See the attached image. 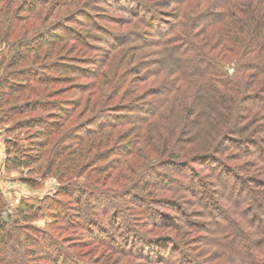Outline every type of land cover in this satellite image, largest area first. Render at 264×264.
Wrapping results in <instances>:
<instances>
[{"label": "rangeland", "instance_id": "374dc122", "mask_svg": "<svg viewBox=\"0 0 264 264\" xmlns=\"http://www.w3.org/2000/svg\"><path fill=\"white\" fill-rule=\"evenodd\" d=\"M28 1L0 0V198H3V202L9 203L14 213L18 212V207L22 202L30 203L33 207H38V216L35 219L33 218L36 215L35 213L25 210L23 217H28L25 218L28 222L21 226L20 220L23 217H19V224H17V229L27 233L26 238L29 243L39 246L44 245L54 250H57V247L53 244L62 248L64 246L65 249H68L71 247V243H73L77 248L75 249L76 251L73 250L70 253L80 255L81 258L77 260L78 264H100V261L105 256H107L105 264H150L151 254L147 252L150 250L154 251L152 248L146 249L141 247L135 251L130 248L127 251L116 249L114 252L106 248L104 242L101 241V233H107L108 228L100 225L96 217L101 214L107 215V213L104 211L101 201L96 198V194L91 193L89 195L94 197L93 200L89 196L92 200V215L85 219L87 201H85L83 193L87 192V188L84 185L88 183V178L95 174L101 176L104 180V185L100 188V191L105 195L110 193H129V191H124V189L130 190L131 185H135V183H140L141 185L142 182L146 183L143 180V171H141L144 166L142 164L141 152H143V156H146V154H149L148 151H151L149 158L156 157L158 165H168L169 161L158 159L159 156L155 149L148 150V148L144 147L142 141L136 140L133 136L129 137L128 131L130 127L127 126L113 133L116 139H118L117 142L113 141L107 146H104L105 144L100 145L99 141L101 139L98 135H95L89 138V143L87 142L81 148L80 143L84 141L81 139V135L69 134L76 126L79 124L87 125L93 118L91 114L79 118V113L83 110L81 107L73 120L70 121L71 123L66 125L60 134L51 137L54 144L52 147H47V149L53 150L54 153L58 151L59 155H57V158L53 161L48 154L42 159L38 167L27 168L28 174H21L16 171L19 168L15 169L7 161L12 158L24 160V153L32 152L35 154L37 151L40 152L41 141L45 138L41 136L39 129L27 131V129L21 128V126H16V118V121H14L12 120L14 118L10 116L12 114L11 111L14 112L11 109V105L2 107V92L5 86L1 85H3L6 77L8 79L11 73L21 77H30L27 90L19 89L18 87L17 89L22 94H20L19 98L18 95L13 96L14 100L18 98L17 104L28 103L29 110H32L30 106L34 102L44 109H49L46 108L47 103L52 104L51 107L55 109H59V105L62 104L68 107V111L70 112L71 107L67 103H75L82 99V104L85 105L88 100L92 101V103L95 101V97L92 98L90 96L92 94L91 91H94L92 88L94 82L93 76H90L96 73L94 65L98 67L100 64L96 65L97 63L107 60L115 39L123 43L126 41L125 45H128V47L133 45L135 48L138 45H134L136 44L135 40L129 42L128 37L130 35L140 37L145 43L155 42L156 39L149 35L145 37L138 30L140 26L135 27L137 24L140 25L141 21L133 19L129 13L121 12L119 8H116L115 0H103L105 3L102 2L101 4L98 3L102 0H60V2L59 0L57 2L56 0H32L29 5L27 4ZM118 2L123 3V0H119ZM10 3L12 4L9 6ZM35 3H37V8L26 13L24 8L28 9V6L33 7ZM69 3L74 4V7H69ZM39 4L41 5L38 6ZM77 6L79 8L78 12H76L78 10ZM121 7L126 8L125 5ZM21 10V18H18L17 16H19ZM171 13L173 11L167 9L160 19H158V24L163 29L165 27L170 29L173 26ZM155 26L156 23L154 24ZM65 29L66 32L68 29L71 37L77 36L79 38L77 40L79 41L75 43L72 41L75 38H67L64 34ZM63 36V39L59 38ZM179 37L182 38L183 36L179 35ZM3 39H6V41L3 42ZM47 39L54 42L44 45L45 43L42 41H47ZM61 46L63 48L59 49ZM75 49L80 50V52H73ZM126 51V54L121 56L118 62L113 65V68L104 67V72L111 76V81L109 80L105 85L99 86L102 87L104 93L110 92L111 83L120 86L121 83L125 82L123 81L125 76L128 77L126 81H138V79H142L145 71L151 74L156 73V68L152 63L141 66L144 61H141L142 53L140 51L130 52V55H127L130 49ZM46 53L50 55L46 57ZM150 53H153L150 61L155 63L156 60L154 59H157L155 55L156 50H150ZM88 63H91V66ZM43 64H49V69L58 66L56 64H66V66L70 65L75 68L76 65H79L78 69H85L86 71L83 73V70H80V74L83 77L71 75L69 73L71 70H67L64 67H61L62 72L52 73ZM115 65L117 69L114 72ZM104 68H102V71ZM128 72L131 73L130 76H128ZM40 78L43 79V83L39 82ZM122 90H124L123 87ZM138 98L139 102H136L135 105L141 110L147 109L146 103L147 101L150 103L151 99L145 100L141 96ZM129 101L126 100L128 104H130ZM16 106L18 105H14L13 107ZM52 117L55 118L56 116L50 117L49 112L38 110L36 113L25 114L22 118L18 119H26L27 121L30 119L31 124L34 125L39 119L44 118L45 120L40 121L44 125L46 121L50 124ZM101 119L103 118H99V120ZM99 120L96 122H99ZM147 130L149 129H146L145 132ZM147 133L149 138L150 136L153 137L155 142L160 144L157 134L153 135L152 132ZM103 134L106 135L107 131L104 130ZM64 135L65 137L70 135L71 141L62 140ZM61 140L62 143H60ZM130 140L138 144L134 148L138 150L137 152H130L127 146ZM57 143L60 144L54 148ZM120 145L121 147L122 145L125 146L115 150ZM91 147H94V151L88 154L86 150ZM67 149L68 151H66ZM72 151L76 154L77 168L81 167L84 163L85 167L83 168L82 166L81 171L75 170L77 172L75 174L73 171L70 172V174L75 175L76 180L70 183L62 182L63 179H60L55 172L58 167L57 164L66 165L67 161H69L67 155ZM62 152H66V155L61 156ZM83 156H86V161ZM49 165H54V173L49 176H42L45 168ZM64 170V167H60L61 172ZM148 173L150 175L149 171ZM44 178H48L49 182L42 184L41 181ZM27 179L34 181V184L31 186L25 183L24 180ZM173 179L170 181L172 182ZM129 181L134 182L129 184ZM65 185L66 191L72 193V198L58 196ZM94 186L89 185V187ZM196 194L197 192L189 195ZM145 199L143 196L139 199H133L129 203L135 204L137 208H141L143 205L139 201H145ZM164 201H162V205L170 208L171 212L180 211L183 207L182 205L177 206V201ZM77 202L80 204H76ZM38 209L40 210L38 211ZM171 212H163L167 215V217H162L164 228L174 227L171 221H174L176 217L172 216ZM8 215L7 213L3 215L5 221L9 219L10 216ZM197 215L202 214L195 212L190 214V216ZM189 227L200 228L202 227V222L190 219ZM77 232L80 235L75 234ZM84 235L88 236L90 240H84ZM156 239L167 241L173 239V237L171 235H160ZM95 240L100 242V244L97 243V247L91 245V241ZM118 252L123 254L120 255ZM129 253L133 257H125Z\"/></svg>", "mask_w": 264, "mask_h": 264}, {"label": "clouds", "instance_id": "9594fccd", "mask_svg": "<svg viewBox=\"0 0 264 264\" xmlns=\"http://www.w3.org/2000/svg\"><path fill=\"white\" fill-rule=\"evenodd\" d=\"M181 7L182 0L173 4L177 12ZM218 11L236 13L224 21L225 27L232 29L227 39L237 42L239 49L245 52L243 59L251 61L256 67L245 71L234 64L226 73L219 74V79L230 91L225 100L217 105L221 115L211 121V128L207 123H201L203 117L200 113L210 100H219V97L205 88L192 115L186 117L189 122V127L184 129L186 139H192L176 144L175 137L180 135L184 124L179 117L173 116V138L167 150L159 143L154 144L155 151L160 154L158 159L175 160L178 164L158 165L156 157L148 159L150 175H146L144 180L151 183L142 182L141 186L132 190L137 196L146 198L139 201L143 205L141 208L129 203L136 199L131 193H102L100 188L104 180L101 176L93 174L84 185L87 192L83 193V197L88 204L85 219L92 215L91 193L96 194L107 213L96 217L100 225L108 228L107 233H101L104 245L124 251L128 248L133 251L141 247L152 248L150 264H264V185L258 186L250 179L264 180V128L253 134L255 129L264 125V99H244L250 94L245 87L250 73L256 72L264 79V0H227L225 7ZM183 19L182 16L181 21ZM209 23L200 21L189 27L178 21L189 38L205 31ZM167 49L165 41L161 66L153 77L157 83L166 77L167 82L160 88L158 97L161 104L166 98L178 95L181 82L196 81L201 76L208 80L204 69L192 58L195 50L187 44L175 53ZM261 96L264 97V93ZM104 119L112 126L122 123L114 113L106 112ZM191 120H196L197 124L192 125ZM88 127H96V124ZM225 136H235L237 140L251 137L258 144L249 153V145L223 139ZM198 153L210 155L204 160H193L192 157ZM183 161L187 163H180ZM174 167L180 168L178 174L170 170ZM16 171L28 174L27 168ZM166 177L174 179L168 183ZM74 180L75 175L70 174L62 182ZM48 182V178L41 181L42 184ZM194 189L199 190L197 194L189 195V191ZM164 200L177 201V206L183 207L180 211L171 212L170 208L162 205ZM163 212H171L176 217L171 221L173 228L163 227ZM194 212L202 215L190 216ZM190 219L201 221L202 227H189ZM27 222L21 219L20 225ZM75 234L80 235L79 232ZM160 235H171L173 239L160 241L156 239ZM26 237L27 233L20 230L5 243L0 235V264H53L46 253L50 252L54 257L55 250L29 243ZM83 239L90 240L86 235ZM91 245L97 247V241H91ZM105 260L107 256L100 264H105Z\"/></svg>", "mask_w": 264, "mask_h": 264}, {"label": "trees", "instance_id": "16d2710c", "mask_svg": "<svg viewBox=\"0 0 264 264\" xmlns=\"http://www.w3.org/2000/svg\"><path fill=\"white\" fill-rule=\"evenodd\" d=\"M118 1L119 0H115L116 8H119L121 12L127 14L129 13V15L133 17V19L137 21H141L140 25L137 24L135 27L137 28L140 26L138 30L145 37L149 35L155 38L156 41L145 43V41L142 40L140 37L136 35H130L128 37L129 42L131 40H135L136 44L134 45H138V47L135 48V46L133 45L129 47L128 45H125L124 43L126 41L123 43L122 41L115 39L114 41L115 43H113L110 48L111 53L108 55L107 60L106 61L104 60L102 63H97L96 65L100 64V66L98 67L94 65V69L96 70V73L95 75L92 74L90 76V77L93 76V81H94L92 87L94 91L90 90L92 92L90 96L92 98L95 97V101L93 103L92 101L88 100L84 105L82 104V99L75 103H67L70 104L71 107V110L69 112L68 111L69 108L63 106L62 104L59 105V109H55L51 107L52 104L47 103L46 108L49 109H44L43 107L36 105L37 103L34 102L32 106H30L32 110H29L28 103L26 104L22 103L20 105L17 104V102L20 94H22V92L19 91V89L27 90L30 77H21V76H17V74L14 75L11 73L8 79L6 77V80L3 81V85L1 86H5V87L2 92L3 93L1 100L2 107H8L9 105H11L12 107L11 109L14 110V112L11 111L12 114L10 116L14 118L12 120L14 121L17 120L16 126H21V128L27 129V131L39 129L41 132V136L45 138L43 139V141H41L42 145L40 148L41 151L39 149L40 152L37 151V153L35 154H33L32 152L24 153L23 154L24 160H20L18 158H12L7 161L15 169L31 168L32 165L39 166L42 159L48 154L51 160L54 161L57 158V155H59V153L58 151L54 153L53 150L47 149V147H52L54 144L53 143L54 141L51 139V137L60 134L62 130L65 129L66 125H69L71 123L70 121L73 120L75 114L79 111L81 107L83 108V110L79 113V118H83L84 116H87V114L93 115L92 120L90 122L87 121L89 122L87 125L79 124L69 133V134L81 135V139L84 140L81 141L80 143L81 148L90 140L89 138H92L95 135H98L100 137L101 139L99 141L100 145L105 144L104 146H107L113 141L117 142L118 139H116V136L113 133L116 132V130H119L120 128L127 126L130 127V130L128 131L129 137L133 136L135 137L136 140L142 141L144 147L148 148V150L155 149L154 144L156 142L153 137L150 136L149 138L147 132H152L153 135L157 134L158 135L157 139L158 141H160V146L165 150H167V146L169 143H171L173 138V132L171 130L173 116L179 117L181 119V122L184 124V128L181 129L180 135L175 137L176 144L179 145L182 141L187 143L189 140L192 139V137H187L186 139V132L184 131V129L189 127V122L186 120V117H190L192 115L194 106H196L197 101L200 100L202 97V90L207 88L209 91L215 92L216 97H219V100H216L215 98L210 100L205 110L200 113V115L203 117L201 123H207L208 127L211 128V121L221 115L217 105L220 103V101L225 100L228 92L230 91L228 86L219 79V74L222 72L226 73L227 69L233 66L234 64L237 65L238 68H242L245 71H248L249 69L256 67V65H254L251 61H247L243 59L245 52L239 49V45L237 42L231 39H227L232 29L226 28L224 21L227 19H231V17H234L236 15L235 12L229 14L228 12L225 11H218V9H222L225 7L227 0H182V7L179 12H177L176 9L173 8V4H175L177 0H123V3H119ZM31 2L32 0L28 1L27 4L29 5ZM99 2L100 3L98 4H101L102 2L105 3V1L103 0ZM11 4L12 3H10L9 6ZM36 4L37 3H35L33 7L28 6V9L24 8L25 12L28 13L29 11H33L34 8H37ZM40 5L41 4H39L38 6ZM73 5L74 4L69 3V7ZM122 5H125L126 8L121 7ZM167 9H171L173 11V13H171L172 14L171 16L173 18V26L170 29L168 27H165L163 29V27H161L158 24L159 23L158 19H160V17L164 14V11H166ZM78 11L79 8L76 12ZM20 14H22V10L19 12V16H17L18 18H21ZM182 16L184 17V19L181 21ZM178 21H180V23L188 25L189 27L192 24L198 23L200 21H209L210 23L208 24L207 29L205 31L196 33L194 36H191L189 38L186 35L185 30L183 28H180V24H178ZM155 23L156 26L154 27ZM178 29L179 32L177 31ZM64 34L67 38H75L72 39V41L75 43L79 41L77 40L79 39L77 36L71 37L69 35L68 29L67 32L65 29ZM179 35H182L183 37L181 38L179 37ZM59 38L63 39L64 36ZM4 41H6V39H3V42ZM165 41L167 42L168 45L167 50L173 53L177 52L180 49H184L186 44L189 46L190 49L195 50L192 58L196 59L198 64L204 69V72L207 75L208 80L205 81L204 77L201 76L199 80L196 81L185 80L181 82L178 86L179 87L178 95L166 98L165 103L161 104L160 99H158V97L160 96V88L164 83L167 82L166 77L165 80L161 81L160 83H157V81L153 79V77L160 69L161 61H162L161 51L163 50ZM42 42L45 43L44 45H49L54 41L52 42L50 39H47V41L44 40ZM62 48L63 46H61L59 49ZM127 49H130L127 55H130V52L140 51L142 53L141 61H144L141 64V66H146L152 63L156 68V73L151 74L148 71H145L144 75L142 76V79H138V81H126L128 77L125 76L123 78V81L125 82L121 83L122 86L111 83L110 92L104 93L102 87L99 86L105 85L109 80L111 81V76L104 72L105 70L104 67L113 68L114 67L113 65L116 62H118V59L126 54ZM150 50L151 51L156 50L155 55L157 56V59H154L156 60L155 63L150 61V57L153 55V53H150ZM73 52H80V50L75 49L73 50ZM49 55H50L49 53H46V57H48ZM56 65L58 66L49 69V64H43V66H45V68H48V70H50L49 72L52 73L62 72L61 70L64 67L67 70H71L69 72L71 75L83 77V75L80 74L81 73L80 70H83V73L84 71H86L85 69H78L79 65H76V68L71 67L70 65L66 66V64H56ZM88 65L91 66V63H88ZM102 68H104L103 71H101ZM116 69L117 68L115 65L114 72L116 71ZM129 72H131V70H129ZM129 72H128V76L131 75V73ZM39 82L43 83L44 81L42 78H40ZM18 87L19 89H17ZM122 87L124 88V90H122ZM245 87L249 90L250 93L248 96L244 97L245 100L258 101L264 99V97L261 96V93H264V79H261L256 72L250 73L248 80L245 82ZM15 95H18V98L14 100L13 96ZM137 95L138 97L141 96L145 100L151 99L150 103L148 101L146 103L147 109L141 110L135 105L136 102H139L137 100L139 99ZM126 100H130L129 101L130 104H128ZM124 103H126V105H124ZM14 105H18V106L13 107ZM38 110L49 112L50 117L51 116H56V117L55 118L52 117L51 119L52 121L50 124L49 122L46 121L44 125L41 124L40 122L45 120L44 118H41V120L39 119L37 123H34V125L31 124L30 119L28 121L26 119H22V120L18 119V118H22V116L25 114L36 113V111ZM106 112L114 113L116 115V118L122 121V123L119 126H112L108 124L104 119ZM99 118H103V119L99 120ZM97 120H99V122H96ZM190 123L192 125H196L197 121L191 120ZM252 123L255 124L256 121L253 120ZM93 124H96V127L93 128L88 127V125H93ZM260 128H264V125H260L259 128L255 129L253 134H255L256 131H259ZM146 129L149 130L145 132ZM104 130L107 131L106 135L104 134L102 135ZM69 136L65 137L64 135L62 137V140L71 141V138ZM223 139H228L230 141L234 140L237 144H241V145L244 144L249 145L250 148L247 149L249 153L251 152V148H255L258 144V141L252 139L251 137H248L246 140H237L235 136H231V137L225 136ZM223 139L221 140V143H223ZM62 140L60 143H62ZM60 143H57V145H55L54 148L58 146ZM136 144L137 143H134L133 140L129 141V144L127 146L130 152L138 151L134 149L136 148V146H138V144L137 145ZM124 146L125 145H122V147ZM122 147L121 145L117 146L115 150H118L119 148ZM66 151H68V149ZM86 151L88 154H91L92 151H94V147H91ZM148 152L149 154L151 153V151ZM64 154L66 155V152H62L61 156H63ZM140 154L143 162L142 164H144L141 171H143L142 174L145 177L146 175H149L148 173L149 165L147 161L150 158H149V154L148 155L146 154V156L142 155L143 152H141ZM75 155L76 154L73 153L72 151L69 155H67L69 157V161H67L66 165L60 163L57 164L58 167L55 172L57 173V176L60 179H64L68 177L71 171H73L75 174L77 173L76 171H81L82 166L83 168L85 167L84 165L85 163H84L81 167L77 168L78 162L76 161ZM159 155L160 154L158 153V156ZM209 155H210L209 153H198L197 155L193 156L192 159L204 160ZM122 157L124 158L123 154ZM83 158L85 161L87 160L86 156H83ZM164 161H169L168 164L170 165L178 164V162L175 160H164ZM180 163L186 164L187 161H183ZM53 167L54 165L53 166L49 165L47 168H45L42 176H49L53 174L54 173ZM60 167H64L65 170L61 172ZM170 170L178 174L180 168L174 167ZM172 178L173 177H166V181L168 183H171L170 180ZM250 179L252 180L253 183H255L258 186L264 185V180H258L255 177H252ZM24 182L31 186L34 184V181H30L29 179L24 180ZM144 182L151 183L150 180ZM160 183H165V181H160ZM138 186H141V184L135 183V185H131L130 190L124 189V191L127 192L129 191V193H131L134 197L138 199L142 198L143 196H137V193L132 192V190L137 189ZM198 191H199L198 189H194L189 191V194L196 193ZM58 196H65L67 198H72L73 195L69 191H66V185H65L62 187V191ZM89 196H91V198H93L94 200V197H92V195ZM163 202L161 203L163 204ZM171 202H175V201L172 200ZM76 204L79 205L80 203L77 202ZM85 207L87 210L88 204H86ZM37 208L38 207H33V205H31L30 203L22 202L18 207L17 210L18 212L14 213L13 212L14 210L12 211L9 203L3 202V198L2 197L0 198V235L3 236L5 243L8 240L13 239L16 233L20 231V229H17L18 228L17 224H19V220H20L19 217H23L24 215L23 212L27 210V211H31V213H35L36 215L35 217H33L35 219L38 216ZM91 209L93 210V207H91ZM39 210L40 209H38V211ZM5 213L9 214L8 216H10L7 221H5L3 217ZM161 217H167V215L165 213H161ZM25 218L28 217H23L24 220ZM50 241L52 240L50 239ZM101 241H103V239H101ZM97 243L100 244L99 241H97ZM53 245L57 247V250H55V256L53 257L50 252L46 253V257L52 259L53 264H78L77 260L81 258L80 255L77 254L76 252L75 253L77 255L74 253H70L73 250L76 251L75 249L77 248L75 245H73V243H71V247H69L68 249H65L64 246L62 248L56 244ZM40 246L43 249H49L44 245H40ZM106 248L111 250L112 252L116 251L117 249L110 245L107 246ZM152 252L153 251L150 250L147 253L152 254ZM118 253L120 255L123 254L121 252ZM125 257H133V255L129 253Z\"/></svg>", "mask_w": 264, "mask_h": 264}]
</instances>
